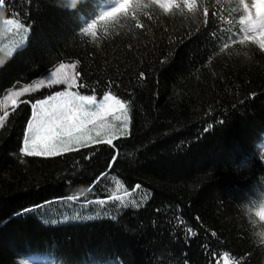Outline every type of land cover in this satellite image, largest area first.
Here are the masks:
<instances>
[{
  "label": "trees",
  "instance_id": "16d2710c",
  "mask_svg": "<svg viewBox=\"0 0 264 264\" xmlns=\"http://www.w3.org/2000/svg\"><path fill=\"white\" fill-rule=\"evenodd\" d=\"M114 4L0 5V32L9 19L30 28L23 47L0 51V101L74 63L76 91H111L131 115L113 145L44 157L21 148L31 104L50 89L10 108L0 127V264L58 254L65 264H264V49L241 43L238 0H197L195 12L150 4L98 25L95 38L83 33Z\"/></svg>",
  "mask_w": 264,
  "mask_h": 264
},
{
  "label": "snow or ice",
  "instance_id": "6c2138e0",
  "mask_svg": "<svg viewBox=\"0 0 264 264\" xmlns=\"http://www.w3.org/2000/svg\"><path fill=\"white\" fill-rule=\"evenodd\" d=\"M181 2L189 12L197 10V0H149L148 4H145L144 0H115L114 6L107 8L97 18L87 22L82 31L95 38L98 25H102L107 30L110 24L118 23L120 17L131 15L135 18L137 11L150 4L158 5L165 13H171L173 9L181 7ZM3 3L4 0H0V5ZM71 3L72 5L78 4L77 0H71ZM238 5L244 13L239 20L244 33L241 43L251 40L264 49V0H252L251 4L246 0H238ZM207 14L208 10L205 8V18H207ZM0 15H3L2 11H0ZM7 23L15 24L17 29L27 31L14 20L10 19ZM74 67L75 65L61 63L49 73L47 79H40L18 90H10L0 101V111H2L0 127H3L9 116L7 111L9 106L14 111L19 103H28V101H20L21 96L45 86L51 87L57 84L68 86L69 90L58 91L31 104V118L27 123L21 148L24 155L59 156L93 144L113 145L115 139L129 134V104L119 99L111 91H105L100 99H97L95 94L81 95L78 91H72L77 79L72 71ZM140 75L143 77V73ZM113 162H115V157H113ZM118 190L119 185H117ZM83 194V192L77 193L68 199L74 200ZM112 198L122 202L124 200V197L120 195H115ZM105 202L99 201L101 204ZM258 214L264 217V212ZM176 219L179 221V217ZM186 231L190 233L191 229H186ZM51 264H58L55 257L52 258Z\"/></svg>",
  "mask_w": 264,
  "mask_h": 264
},
{
  "label": "rangeland",
  "instance_id": "374dc122",
  "mask_svg": "<svg viewBox=\"0 0 264 264\" xmlns=\"http://www.w3.org/2000/svg\"><path fill=\"white\" fill-rule=\"evenodd\" d=\"M246 2L249 3V4H251L252 0H246ZM11 20H14V19H11ZM7 21L5 23V26L3 27V29L0 32V51L6 53L8 55H12L17 49L23 47L27 43L28 34H29V31H30V28L28 26L24 25L23 23H21L19 20H14L15 23H18V24L22 25L24 29H27V31L25 32V31H22V30L17 29L15 27V24H11V25L8 24ZM63 64L75 65L74 63H63ZM72 71H73V74L76 75V77H77L76 67H74L72 69ZM48 76H49V74L46 75L45 77H43L42 79H47ZM77 84H78V77L76 79V85L71 89L72 91H76ZM45 88L50 89V92L49 93H46L45 94V97L42 98V99H45L49 95H53V94H55L58 91L69 90L68 89V86L65 85V84H57V85H52L51 87H47V86L41 87L38 90L33 91V92L26 93L25 95L32 94V93H36V92H40V91H42ZM25 95H23V96H25ZM23 96H21L19 99H21ZM100 98L101 97H97V99H100ZM10 108H12V107L9 106L8 109H7V111H9ZM129 116H130L129 133H130V131H131V115H130V113H129ZM123 136H126V135H122L120 137H123ZM63 207L64 206H61V208H63ZM53 212H55L54 214L58 215L61 220L66 219L65 217H67V218L70 217V216H67V215L61 217L62 210H59V207L54 208L53 209ZM74 220L75 221L76 220L79 221V220H83V219L77 218V219H74ZM222 264H236V263H233L227 256H224V258L222 260Z\"/></svg>",
  "mask_w": 264,
  "mask_h": 264
},
{
  "label": "clouds",
  "instance_id": "9594fccd",
  "mask_svg": "<svg viewBox=\"0 0 264 264\" xmlns=\"http://www.w3.org/2000/svg\"><path fill=\"white\" fill-rule=\"evenodd\" d=\"M77 3H79V0H77ZM241 163H242V161L241 162L234 161L232 163V171L234 173H236L237 175L241 174V172H240V164ZM225 169H227V165H225ZM261 212H264V210H262ZM57 261H58V264H65L64 258L59 254L57 255Z\"/></svg>",
  "mask_w": 264,
  "mask_h": 264
}]
</instances>
